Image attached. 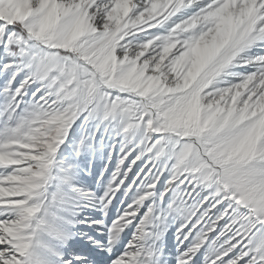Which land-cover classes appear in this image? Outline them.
I'll use <instances>...</instances> for the list:
<instances>
[{
    "label": "snow or ice",
    "instance_id": "6c2138e0",
    "mask_svg": "<svg viewBox=\"0 0 264 264\" xmlns=\"http://www.w3.org/2000/svg\"><path fill=\"white\" fill-rule=\"evenodd\" d=\"M0 264H264V0H0Z\"/></svg>",
    "mask_w": 264,
    "mask_h": 264
}]
</instances>
